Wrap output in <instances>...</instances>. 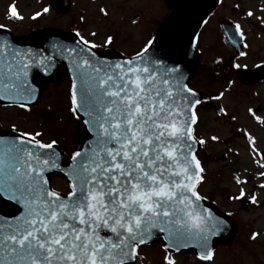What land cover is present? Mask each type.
<instances>
[{"label": "snow or ice", "instance_id": "snow-or-ice-1", "mask_svg": "<svg viewBox=\"0 0 264 264\" xmlns=\"http://www.w3.org/2000/svg\"><path fill=\"white\" fill-rule=\"evenodd\" d=\"M99 11L107 17L105 8ZM8 14L21 19L14 5ZM245 15L254 17L252 11ZM241 32L236 24L243 39ZM76 35L78 46L54 40L47 55L16 48L7 38L0 41V99L30 110L28 102L37 97L29 70L46 73L56 56L67 59L74 65L69 112L87 117L83 124L91 135L83 149L71 153L67 169L58 163L57 141L41 142L39 131L0 137V201L18 206L11 216L0 215V264H137L139 248L157 232L167 241L163 264H175L170 253L190 243L199 249L198 259L211 261V238L225 221L202 206L205 197L197 187L204 168L193 146L205 141L193 136V109L201 101L182 83L178 66L148 55L154 39L127 60L106 63L96 57L95 44ZM113 39L106 36L104 44ZM52 169L67 179L64 192L52 189L46 175ZM257 175L264 189V171ZM235 183L247 181L236 177ZM241 198L258 202L244 187L229 197ZM257 235L253 231L251 239Z\"/></svg>", "mask_w": 264, "mask_h": 264}, {"label": "rangeland", "instance_id": "rangeland-1", "mask_svg": "<svg viewBox=\"0 0 264 264\" xmlns=\"http://www.w3.org/2000/svg\"><path fill=\"white\" fill-rule=\"evenodd\" d=\"M232 3L233 0L228 1V5ZM103 5L108 11L107 17H103L105 21H101L97 13ZM251 5L253 8L264 7V0H253ZM140 10L144 13L140 22L144 19L149 21L150 33L171 13L163 0H129V3L127 0L125 3L122 0H71L70 8L62 15L50 10V26L61 28L69 22V26L81 23L78 26L83 31L96 32L100 41L105 33L119 39L124 33L139 29L142 23L130 24L129 18L132 12ZM122 13L128 15L122 18ZM68 89V80L59 74L44 83L37 102L30 110H23L24 128L41 132L39 139L42 141L55 139L58 147L66 153L77 147L83 134L78 118L69 112ZM221 102L225 103V100ZM231 113L232 106L225 115L215 114L212 109H205L202 113L204 129L197 138L205 141L199 147L204 180L197 187L200 195L232 217L234 233L228 242L216 246L211 261L200 262L195 254L188 253L171 255L175 264H264V189L259 187L261 179L257 175L264 171L258 163L261 162L258 152L264 154V114H249L246 107L239 118L231 119ZM245 132L252 137L251 144ZM213 136L217 139L212 140ZM57 177H50L54 190L64 192L67 184ZM236 177L247 183L237 185ZM240 187L245 188L247 196L255 194L258 202L253 204L247 198L229 199L239 195ZM253 231L258 233L255 239H251ZM162 249L158 242L141 246V259L137 264H163L165 250Z\"/></svg>", "mask_w": 264, "mask_h": 264}, {"label": "flooded vegetation", "instance_id": "flooded-vegetation-1", "mask_svg": "<svg viewBox=\"0 0 264 264\" xmlns=\"http://www.w3.org/2000/svg\"><path fill=\"white\" fill-rule=\"evenodd\" d=\"M228 1H218L198 29L195 40L196 68L189 85L197 90L202 98L197 106V121L194 125V132L197 134H201L204 129L201 115L205 109L223 108L224 114L232 106L231 119L235 116L239 118L245 107L247 113L251 107L254 114H264V23H261V20H264V7L253 8V0H233L229 5ZM9 5L15 6L21 19L10 18ZM144 7L143 4L142 8ZM44 8H47L48 12H43ZM52 9L56 10L50 6V0H0V25L4 26L0 31L17 39L34 38L40 31H50ZM248 11H252L254 17L246 16ZM37 12H40V15L34 17ZM134 12L129 18L130 24L139 23L144 14L142 11ZM97 13L100 20L105 21L104 15ZM126 15L128 14L122 13V18ZM255 17H261V20ZM140 23L142 24L135 32L132 30L128 34L124 33L119 39L113 35L114 39L110 45L104 44L109 34H102L100 41V35L95 32V36H91L93 31H83L78 26L80 24L69 26V22L62 28L67 32H79L95 44L99 51L133 56L151 38L149 21L144 19ZM236 24L241 27L243 39L235 33ZM241 52L245 55L241 56ZM233 64L239 67L233 68ZM253 68L257 70L251 71ZM217 96L220 98L215 99ZM221 100H225V103ZM220 114L222 115L221 112ZM23 117V110L13 103L0 101V136L9 133L16 137L22 132L36 131L24 128Z\"/></svg>", "mask_w": 264, "mask_h": 264}, {"label": "water", "instance_id": "water-1", "mask_svg": "<svg viewBox=\"0 0 264 264\" xmlns=\"http://www.w3.org/2000/svg\"><path fill=\"white\" fill-rule=\"evenodd\" d=\"M165 2L172 9V14L161 22L158 31L153 37L155 43L153 46H150V51L148 55L161 60L163 64L169 67L178 66V69L183 76L182 83L187 85V82L195 69V35L202 19L206 16L207 12L213 7L216 0H165ZM58 4L63 5L62 11H64L68 5L67 3L63 4L61 0L58 1ZM64 6L65 8H63ZM48 35L49 36L44 33L41 35L39 34V36L35 39L16 40L9 36H5L4 34H0V41H2L4 38H7L8 42L13 44L16 48L23 50H31L32 52H39L43 55L48 54V52H46L45 50L47 49L50 51V44L54 40L59 41L60 43L70 47L78 46L80 44V41L76 37L64 34L60 31L50 30V34ZM93 51L95 52L97 58L103 60L106 63H115L130 58L112 53L108 55H103L98 53L94 49ZM73 67L74 65L69 63L67 59H63L59 56H56L52 61V66L48 69L46 73L40 71L37 68H31L29 70L28 80L31 86L36 90V97H38L40 93L42 82L55 77L58 70L60 69L64 72L71 85V81L74 77L70 72V69ZM195 93L196 98L199 99L198 93ZM1 100L9 101L7 99ZM32 101H29L28 103ZM79 118L82 123L83 120L87 119V117L84 116L83 113L79 115ZM84 129L85 135L78 149H83L87 145L88 141H90L91 139V135L87 132L85 125ZM193 147L196 151L197 144H195ZM54 148L58 153H60L58 159L60 167L63 169H67L68 165L72 163L71 155L66 158L65 155L56 146H54ZM52 173H56L64 177L58 169H52L49 173H46L47 178L48 174ZM6 204L11 205L14 208V211L12 213H6L0 210V215L11 216L15 213L16 208L18 206L13 205L11 203ZM201 204L203 207L209 208L215 216L225 221V226L223 230L220 231L218 235L211 238L210 246L214 248L219 242L228 241L230 239L234 231L233 221L228 215L218 210V208H216L212 203L203 200ZM153 240H158L161 244L167 242L166 240H164L163 234H160L158 232L151 239V241ZM179 251L198 252L199 249L196 248L194 244L190 243L189 247L181 248Z\"/></svg>", "mask_w": 264, "mask_h": 264}]
</instances>
